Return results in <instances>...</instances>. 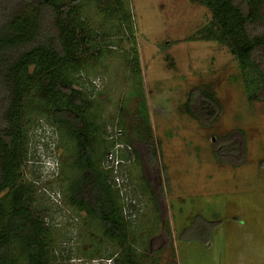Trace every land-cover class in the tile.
I'll return each mask as SVG.
<instances>
[{"label": "rangeland", "instance_id": "rangeland-1", "mask_svg": "<svg viewBox=\"0 0 264 264\" xmlns=\"http://www.w3.org/2000/svg\"><path fill=\"white\" fill-rule=\"evenodd\" d=\"M122 1L132 32L119 12L103 13L97 0L84 3L81 15L96 42L91 51L101 56L71 77L91 104L94 158L118 194L126 243L71 203L86 172L76 162V140L40 112V99L25 103L19 176L33 186L35 211L51 230L53 264L123 259L125 251L134 264H264V101L248 99L262 86L256 69L241 68L230 47L202 38L212 18L208 7ZM205 92L221 106L211 123L199 119L196 106L193 115L185 107L191 94ZM232 144L233 151L215 150ZM12 250L17 264H29L21 247Z\"/></svg>", "mask_w": 264, "mask_h": 264}, {"label": "trees", "instance_id": "trees-1", "mask_svg": "<svg viewBox=\"0 0 264 264\" xmlns=\"http://www.w3.org/2000/svg\"><path fill=\"white\" fill-rule=\"evenodd\" d=\"M20 1L27 5L17 10ZM86 1L0 0V264H17L14 244L26 253L29 264L54 263L51 230L35 211L33 186L19 176L26 140L25 103L30 97L40 99L39 111L52 115L76 140V162L86 172L73 187L71 203L99 219L111 239L120 244L128 240L109 172L99 168L94 158L93 125L87 114L91 104L71 77L101 56L100 49L91 51L96 42L81 15ZM97 1L103 13L119 12L132 32V18L122 0ZM192 1L211 11L202 38L230 47L241 68L256 69L262 86L258 93L249 91L248 99L264 101V0ZM204 94L198 98L191 94L185 107L193 115L196 106L202 112L199 119L211 123L221 106L214 95ZM142 117L149 147L156 154L149 118ZM236 148L221 145L215 150L222 154ZM123 254V259L114 255L115 264H134L129 252Z\"/></svg>", "mask_w": 264, "mask_h": 264}, {"label": "built area", "instance_id": "built-area-1", "mask_svg": "<svg viewBox=\"0 0 264 264\" xmlns=\"http://www.w3.org/2000/svg\"><path fill=\"white\" fill-rule=\"evenodd\" d=\"M119 133H121V131ZM116 147L118 148V147H120V145L116 146ZM113 155H114L113 153L110 154V158H109L110 160H112ZM114 161H115V164L118 165L123 160H120L117 157L116 160H114ZM76 261L81 263V264H115V256L114 257H107V258H103V259L92 258V259H89V260H87L85 258H80V259H78Z\"/></svg>", "mask_w": 264, "mask_h": 264}]
</instances>
